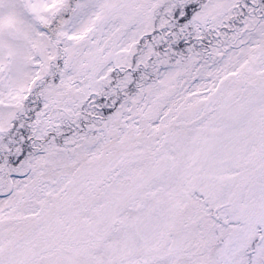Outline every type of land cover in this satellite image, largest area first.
Returning <instances> with one entry per match:
<instances>
[{
    "label": "snow or ice",
    "instance_id": "6c2138e0",
    "mask_svg": "<svg viewBox=\"0 0 264 264\" xmlns=\"http://www.w3.org/2000/svg\"><path fill=\"white\" fill-rule=\"evenodd\" d=\"M0 264H264V0H0Z\"/></svg>",
    "mask_w": 264,
    "mask_h": 264
}]
</instances>
